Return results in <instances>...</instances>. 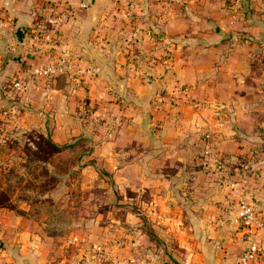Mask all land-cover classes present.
I'll return each instance as SVG.
<instances>
[{
    "label": "crops",
    "instance_id": "obj_1",
    "mask_svg": "<svg viewBox=\"0 0 264 264\" xmlns=\"http://www.w3.org/2000/svg\"><path fill=\"white\" fill-rule=\"evenodd\" d=\"M64 5L63 77H32L48 64L46 9ZM38 97L54 147L82 138L101 206L54 264H92L96 249L112 264H237L250 244L248 264H264V0H0V136ZM240 200L259 225L236 230Z\"/></svg>",
    "mask_w": 264,
    "mask_h": 264
},
{
    "label": "rangeland",
    "instance_id": "obj_2",
    "mask_svg": "<svg viewBox=\"0 0 264 264\" xmlns=\"http://www.w3.org/2000/svg\"><path fill=\"white\" fill-rule=\"evenodd\" d=\"M209 10L207 7L201 14L193 8L184 14L197 12L206 20L205 17L210 18ZM187 25L190 26L185 22L183 26ZM48 44H52L51 40ZM31 82L38 80L32 78ZM179 87L189 93L190 87ZM40 100L38 97L27 106L18 100L14 104L13 120L5 124L6 132L0 136V264H25L23 261L54 264L56 260H63L75 253V248L67 244L68 238L79 233L78 228L84 226L83 219L90 221L101 211L97 188L81 171L83 156L87 153L82 138L54 147L49 139L50 110L41 111ZM20 109L27 110L24 120H18ZM2 123L0 120L1 130ZM150 238L153 247L160 246L153 234ZM44 249L48 255L40 261ZM91 262L112 264L108 254L99 249L92 254ZM154 264L163 263L159 260Z\"/></svg>",
    "mask_w": 264,
    "mask_h": 264
},
{
    "label": "built area",
    "instance_id": "obj_3",
    "mask_svg": "<svg viewBox=\"0 0 264 264\" xmlns=\"http://www.w3.org/2000/svg\"><path fill=\"white\" fill-rule=\"evenodd\" d=\"M175 3H183L185 0H174ZM48 13V23L52 27V31L47 33L46 35L39 34L35 40V44H41L46 45L47 47V57H48V64L42 67H34L29 72L30 76L36 77V78H42L45 79L47 77H51L52 75L62 74L64 73V68L61 66H57V63L54 64L53 59H51V54L53 50V43L48 44V42L54 37L55 33L58 32V30L63 26L65 18L68 13V7L67 5H64L59 10H56V7L48 6L46 9ZM131 57L127 56L125 58L126 61H130ZM162 65L165 64V61H158ZM71 70L78 71L76 66H72ZM13 87L16 91H20L22 89V84L20 82L14 83ZM178 91L185 93L186 90L180 87L177 88ZM203 140L206 143H209L210 136L209 134L203 135ZM235 226L236 230L239 228H245L248 229L252 225H259L257 217L253 214V211L249 204L245 203L243 200L238 201V210L237 215L235 219ZM256 253V248L253 244H250L248 249L242 254V256L239 258L237 264H248L253 258L254 254ZM128 264H133L132 262H129Z\"/></svg>",
    "mask_w": 264,
    "mask_h": 264
},
{
    "label": "water",
    "instance_id": "obj_4",
    "mask_svg": "<svg viewBox=\"0 0 264 264\" xmlns=\"http://www.w3.org/2000/svg\"><path fill=\"white\" fill-rule=\"evenodd\" d=\"M26 27L24 25L18 26L14 33V39L17 44H21L23 41L24 33L26 32Z\"/></svg>",
    "mask_w": 264,
    "mask_h": 264
},
{
    "label": "trees",
    "instance_id": "obj_5",
    "mask_svg": "<svg viewBox=\"0 0 264 264\" xmlns=\"http://www.w3.org/2000/svg\"><path fill=\"white\" fill-rule=\"evenodd\" d=\"M62 77H63V76H62L61 74H58L56 79H60V78H62ZM100 257H102V256H100Z\"/></svg>",
    "mask_w": 264,
    "mask_h": 264
}]
</instances>
